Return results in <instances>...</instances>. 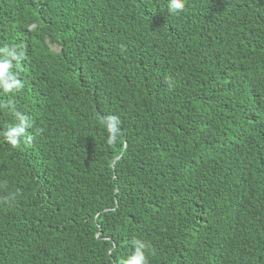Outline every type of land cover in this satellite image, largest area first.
Masks as SVG:
<instances>
[{
    "label": "trees",
    "instance_id": "1",
    "mask_svg": "<svg viewBox=\"0 0 264 264\" xmlns=\"http://www.w3.org/2000/svg\"><path fill=\"white\" fill-rule=\"evenodd\" d=\"M4 45L0 264H264V0H0Z\"/></svg>",
    "mask_w": 264,
    "mask_h": 264
},
{
    "label": "clouds",
    "instance_id": "2",
    "mask_svg": "<svg viewBox=\"0 0 264 264\" xmlns=\"http://www.w3.org/2000/svg\"><path fill=\"white\" fill-rule=\"evenodd\" d=\"M185 8V0H168V12L170 14H178ZM17 48H23L22 45H8L0 47V92L3 94H12L23 88V82L18 79L19 73L14 69L19 68L21 61L24 60L26 50L16 54ZM7 53V55H5ZM15 61V64H13ZM0 109L10 111L13 114L15 122L6 126L0 131V137L10 145L13 149L21 146L22 143L30 142L32 136L28 135L26 129L33 127V121L29 115L16 108L9 100L7 103L0 104ZM103 123L107 132V142L114 144L120 135V120L117 116H107ZM15 199V194H10L8 202L11 203ZM149 245L142 240L134 241V251L123 261V264H149L146 251Z\"/></svg>",
    "mask_w": 264,
    "mask_h": 264
}]
</instances>
